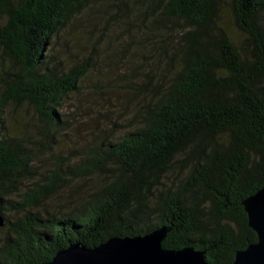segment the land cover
Segmentation results:
<instances>
[{"label":"trees","instance_id":"trees-1","mask_svg":"<svg viewBox=\"0 0 264 264\" xmlns=\"http://www.w3.org/2000/svg\"><path fill=\"white\" fill-rule=\"evenodd\" d=\"M91 1L0 0V54L14 66L0 79V264H44L72 243L95 247L164 226V248L192 246L209 264H232L258 241L244 201L264 187V0L231 1L240 42L218 25L217 0H148L145 12L161 24L154 31L180 32L172 76L119 139L67 169L57 161L10 199L53 147L67 122L58 110L87 74V65L58 71L50 58L54 37ZM24 104L40 121L34 139L5 131V109ZM64 170L104 181L72 208L43 212Z\"/></svg>","mask_w":264,"mask_h":264},{"label":"rangeland","instance_id":"rangeland-1","mask_svg":"<svg viewBox=\"0 0 264 264\" xmlns=\"http://www.w3.org/2000/svg\"><path fill=\"white\" fill-rule=\"evenodd\" d=\"M147 1H91L54 37L50 66L67 71L87 65V74L79 80L80 90L64 98L63 108L58 110L67 122L53 147L35 157L32 173L18 182L19 190L10 199L17 200L37 180L43 181L57 161L67 169L93 148L119 139L133 127L138 111L154 100L172 76L178 55L174 65L170 61L180 32L154 31L161 24L153 23L154 16L145 12ZM231 1L217 0V23L240 42L243 33L235 25ZM127 4L133 6L132 11L124 10ZM165 23L171 25L170 21ZM9 67L11 71L14 66L0 54V79L6 77L3 71ZM3 120L9 135L34 139L39 134L40 121L32 105L8 106ZM64 171L59 192L45 203L43 212L72 208L104 181L100 176L80 178ZM176 177L174 172L170 179ZM4 231L0 229V240Z\"/></svg>","mask_w":264,"mask_h":264},{"label":"water","instance_id":"water-1","mask_svg":"<svg viewBox=\"0 0 264 264\" xmlns=\"http://www.w3.org/2000/svg\"><path fill=\"white\" fill-rule=\"evenodd\" d=\"M244 207L258 241L238 250L232 264H264V187L248 197ZM4 225L0 214V227ZM170 230L164 226L144 235L115 236L95 247L72 243L44 264H209L206 250L164 248L162 243Z\"/></svg>","mask_w":264,"mask_h":264}]
</instances>
